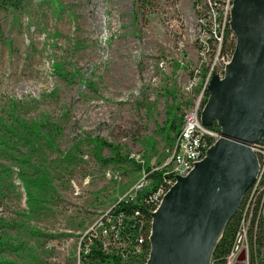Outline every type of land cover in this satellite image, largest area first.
Returning a JSON list of instances; mask_svg holds the SVG:
<instances>
[{"label": "rangeland", "instance_id": "374dc122", "mask_svg": "<svg viewBox=\"0 0 264 264\" xmlns=\"http://www.w3.org/2000/svg\"><path fill=\"white\" fill-rule=\"evenodd\" d=\"M187 5L28 0L0 12V218L9 224L0 238L20 247L0 254V264H83L90 229L140 178L130 159L168 163L166 123L180 124L176 108L189 98L180 43L195 59L181 19ZM233 54L214 75L224 77ZM115 148L124 161L98 159H115Z\"/></svg>", "mask_w": 264, "mask_h": 264}, {"label": "water", "instance_id": "95a60500", "mask_svg": "<svg viewBox=\"0 0 264 264\" xmlns=\"http://www.w3.org/2000/svg\"><path fill=\"white\" fill-rule=\"evenodd\" d=\"M231 30L237 42L224 77L214 75L201 113L222 137L186 177L178 176L151 214L145 264H212L228 222L256 182L264 142V0H234ZM243 256H241V259Z\"/></svg>", "mask_w": 264, "mask_h": 264}, {"label": "built area", "instance_id": "2783aa9c", "mask_svg": "<svg viewBox=\"0 0 264 264\" xmlns=\"http://www.w3.org/2000/svg\"><path fill=\"white\" fill-rule=\"evenodd\" d=\"M176 1L188 3V15L183 13L181 19L189 25L194 35V45H191L195 50V59L187 61V44L180 43L179 51L183 60L181 64L189 68L181 89L186 97L192 99L181 101L178 106L181 111L180 130L174 136L170 159L163 169H147L142 160H136L142 165L140 178L119 196L116 205L103 213L92 226L88 243H85L80 251V257L89 255L94 245H98L105 254L123 253L122 250H125L129 256L146 257L148 250L143 244V236L141 235L136 243L132 239V233L139 231L138 226L141 224L137 219L141 212L137 208L133 214L128 215L124 211L117 212V207L130 204L149 205L153 208L151 214L156 212L166 194L175 185L176 178L188 176L221 137L218 126L206 127L201 121V112L205 106L202 98L208 92L215 73V64L224 61L228 53H232H224V48L226 42L231 44L235 41L231 30L234 0ZM160 67L166 70L168 61L162 60ZM252 149L258 156L260 172L243 200V219L225 264H252V253L256 252L257 231L259 227L264 229V142L254 144ZM158 171L163 172L164 178L162 183L155 184L153 175ZM112 175L121 180L118 174L109 173L108 177ZM150 235L151 231L148 240Z\"/></svg>", "mask_w": 264, "mask_h": 264}, {"label": "trees", "instance_id": "16d2710c", "mask_svg": "<svg viewBox=\"0 0 264 264\" xmlns=\"http://www.w3.org/2000/svg\"><path fill=\"white\" fill-rule=\"evenodd\" d=\"M28 0H0V12L5 10H13V11H19L25 2ZM228 51L233 52L235 51V43L232 42L231 44L226 42L224 53H227ZM59 66H56V71H58ZM207 96H209V93L207 92ZM179 110V108H176ZM169 114H171V111H168ZM170 116V115H169ZM167 129L165 130L167 132V136L169 140L174 139L170 134L172 133L174 136L179 132L180 130V124L178 123L177 119L171 118L166 123ZM40 132V130H39ZM39 134V133H38ZM94 143L98 145L101 149L104 147H108L110 144L103 140L95 139ZM117 153L116 158H109L105 159L100 154L98 156V159L105 165H109L114 161L120 162L124 161L125 157H122L117 149H114ZM126 161L129 162V159H126ZM130 161L135 162L138 164L135 160L130 159ZM139 168L141 169L142 165L138 164ZM147 169H150V166H147ZM153 178L155 179V184L162 183V179L164 178L163 172L158 171L153 175ZM43 182V181H42ZM31 195V193H30ZM243 204L241 206L240 211L228 222L224 233L217 244V247L214 251L213 257H212V264H225L226 257L229 254V252L232 249V246L234 244L235 238L239 232L241 222L243 219ZM139 209L141 212V216L137 219L138 223L141 224L138 226V230L134 231L132 233V239L133 242H139V239L141 235L143 236V244L145 246V249L148 250V254H150V242L148 240V235L152 229V218H151V212L152 207L149 205H119L117 207V212L124 211L128 215L133 214L135 209ZM9 224L5 222L2 218H0V227L6 228ZM36 236L42 235V233L38 230H33ZM257 239H256V252L252 253V264H264V229L262 227H259V230L257 231ZM20 247L18 245H14L9 243L6 240H3L0 238V254L5 253L7 251L11 250H19ZM254 251V250H253ZM123 253H113V254H105L101 251V249L98 247V245H94L91 248V252L87 256H81V262L83 264H145L149 258V255L147 257L139 258V257H132L127 254V251L122 250ZM2 262V261H1Z\"/></svg>", "mask_w": 264, "mask_h": 264}, {"label": "bare ground", "instance_id": "6f19581e", "mask_svg": "<svg viewBox=\"0 0 264 264\" xmlns=\"http://www.w3.org/2000/svg\"><path fill=\"white\" fill-rule=\"evenodd\" d=\"M152 230V229H151Z\"/></svg>", "mask_w": 264, "mask_h": 264}]
</instances>
